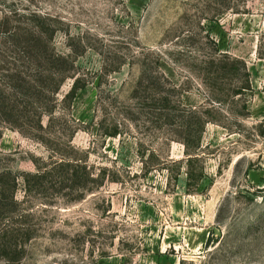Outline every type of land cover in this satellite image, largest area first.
<instances>
[{"label": "rangeland", "instance_id": "rangeland-1", "mask_svg": "<svg viewBox=\"0 0 264 264\" xmlns=\"http://www.w3.org/2000/svg\"><path fill=\"white\" fill-rule=\"evenodd\" d=\"M46 23L82 86L58 115L108 177L78 201L35 202L38 235L0 264H264V0H0V56ZM223 55L247 64L252 91L236 95L243 65L225 72ZM200 116L212 122L188 150ZM50 155L0 123V171L35 172Z\"/></svg>", "mask_w": 264, "mask_h": 264}, {"label": "trees", "instance_id": "trees-1", "mask_svg": "<svg viewBox=\"0 0 264 264\" xmlns=\"http://www.w3.org/2000/svg\"><path fill=\"white\" fill-rule=\"evenodd\" d=\"M29 32L31 39L24 47L19 34L13 35L17 42L16 51L12 50V60L0 56V123L44 145L51 155L46 159H33L35 172L0 171V256L12 263L24 257L26 244L38 235L33 226L35 202L39 201L41 206H55L59 198L78 201L88 192L103 187L108 177L105 172L95 174L79 157L78 149L73 145L78 131L76 120L71 122L63 116L65 114L58 115L62 104L65 111L72 108L82 88L76 60L60 54L53 46L52 40L57 33L54 26L46 23ZM223 58L221 65L225 72L230 61L242 62L245 85L238 88L236 95L252 91L247 64L228 55ZM69 78H75V81L60 100V90ZM158 101L161 110L172 105L168 95ZM192 114L198 115V112L192 111ZM207 114L210 116L211 111ZM209 122L212 120L201 116L190 119L188 135L182 139L188 150L193 147L200 150ZM187 155L190 162L196 154L189 152ZM21 179L25 186L23 200L17 198Z\"/></svg>", "mask_w": 264, "mask_h": 264}]
</instances>
